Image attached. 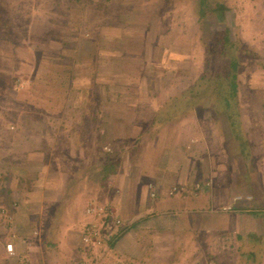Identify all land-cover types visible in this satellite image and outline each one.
<instances>
[{
  "label": "rangeland",
  "instance_id": "rangeland-1",
  "mask_svg": "<svg viewBox=\"0 0 264 264\" xmlns=\"http://www.w3.org/2000/svg\"><path fill=\"white\" fill-rule=\"evenodd\" d=\"M220 3L228 10L217 9ZM212 7L216 11L208 12L205 29H201L197 20L200 0H0V173L10 172L11 156H26L28 150L36 149L42 134V131L37 132V124L51 136L58 133L60 126L61 144L67 139L63 128L68 124L73 123L77 128L73 140L82 139L87 131H92L93 140L104 139L103 151L111 154L117 151L124 159L118 175L122 177L124 172L127 180L138 174L139 166L146 165L140 163V158L145 156L147 160L150 152L154 158L161 156L158 166L166 167L170 160L165 157L176 151L170 149L169 144L176 146L191 139L188 151L195 156L198 151L195 139L199 135L200 166L203 167L208 158L213 161L212 157L227 155L223 146H228L229 154H234L240 162L239 154L244 142L245 162L242 159V164L238 162L235 169L239 172L243 166L247 175L244 171L233 172L232 166L227 173L218 170L228 180L234 174L237 176L236 195L231 192L226 198L223 195L208 199L202 196L200 212L192 217L197 221L193 225L197 228L190 230V225L174 223L167 229L168 235H156L158 240L150 242L144 233L136 235L138 239L132 238L128 243L137 247L138 255L144 251L150 255L147 258L152 255V260L147 259L151 264L167 263L155 256V253H161L158 250V244L163 243L160 236L175 240L180 233L189 230L185 236L189 237L188 244L180 238L177 244L176 240L173 242V251L168 254L173 264H264V0H212ZM217 19L220 24L216 23ZM213 20L219 24V29L213 28L211 32L207 27ZM227 35L231 37V49L241 55L239 83L236 85L233 81L231 86L230 81L219 79L212 90L221 86L220 93H227L237 87L235 100L240 122L232 124V119L230 122L225 112L221 116L222 135L224 138L228 135L232 141L227 144L222 141L209 143L215 138L211 113L209 116L201 112L195 116L188 113L182 121L175 123L172 129L179 130L174 138H163L164 131L162 138L166 142L158 149L150 148L148 144L143 148H126L133 145L142 120L137 117L131 125L126 124L123 121L128 119L126 111L138 105V99L147 91L154 93V99L161 106L172 93H190L189 87L199 76H219L223 71L220 65L227 48L224 43ZM236 41L239 47L235 48ZM170 45H173L171 52ZM228 61L224 58V63ZM228 67L231 69L224 66L225 69ZM139 77L148 79V82L141 83V91L126 82L129 79L136 81ZM123 87H126L125 92ZM132 89L136 92L133 93ZM195 90L198 94L183 95L171 103L167 101L161 114L168 105L205 94L200 86ZM227 99L226 96L223 98L224 101ZM183 108L176 106L181 114L190 110L189 106L185 110ZM47 112L53 114L50 116ZM231 114L238 116L234 110ZM44 120L46 124L43 127ZM20 123L30 127L23 133L27 139L22 138L23 142L17 143L19 136L23 137L16 130ZM107 124L111 125L110 134L106 132L99 138L100 131L94 130L108 127ZM122 133H125L124 137H120ZM50 135L48 139L52 140ZM21 143L25 145L17 147ZM73 150L63 149V157H68ZM79 151V155L84 157L87 151L91 155L92 149L80 148ZM33 161L37 162V159ZM155 166L157 164L152 163L149 168L154 169ZM117 176L109 175L101 185L100 181H93L96 186L91 182L93 185L88 188L91 191H87V201L79 205L81 208L88 205L86 212L93 220L97 207L107 211L102 224L115 233L103 245L106 253L114 252L108 243L121 230L114 221L116 216L111 211L113 205L110 201L113 188L119 191ZM249 177L255 178L252 183ZM4 183L2 180V185ZM231 184H235L233 180ZM7 187H0V193H6ZM96 187L98 191H93ZM83 192L86 197V191ZM177 192L171 194L177 195ZM138 230L139 233L141 230ZM160 247L162 249L163 246ZM167 247L170 248L169 245ZM127 250L133 253L132 249ZM140 259V264H144L145 257Z\"/></svg>",
  "mask_w": 264,
  "mask_h": 264
},
{
  "label": "crops",
  "instance_id": "crops-1",
  "mask_svg": "<svg viewBox=\"0 0 264 264\" xmlns=\"http://www.w3.org/2000/svg\"><path fill=\"white\" fill-rule=\"evenodd\" d=\"M169 49L171 52L173 45H170ZM54 77L53 75L52 84L55 83ZM145 81L148 82V79L139 77L136 81L129 79L126 82L129 85L132 84L133 87L136 86L141 91V83L143 84ZM50 89H47V91ZM51 90L52 92L55 91L53 87ZM122 90L125 92L126 87H123ZM132 91L133 93L136 92L133 89ZM172 94L167 100H170V103L172 100L183 96L184 92L179 91ZM154 97V93L147 91L142 95V98L138 99V105L127 110V113L125 112L128 119L126 121L123 119V121L126 124L130 123L129 125H131L137 117L142 118L141 127L136 130L139 133L136 134L135 141L132 142L133 145L126 148H143V145L148 144L150 148L158 149L161 144L166 142L163 138H174L175 132L179 130L177 128L173 130L172 128L175 123L182 121V119L171 125L162 124L163 116L161 113L167 101L160 106ZM47 113L50 116L53 114L52 112ZM199 113L194 114V116ZM185 119H187V116ZM210 121L215 129V138L210 140L209 143L222 141L227 144L228 142L225 141L226 139L222 135L221 127L217 124V119L210 116ZM101 123H104V121H101ZM45 124L44 120L42 126L44 127ZM51 125L55 127V124ZM122 125L126 127L124 124ZM37 126V132L42 131V134L39 143L37 142L36 149L28 150L29 153L26 156H11L10 172H4L3 175L0 173V187L8 186L6 193L3 191L0 193V233L3 235L0 237V264H79L82 260L86 264H129L127 262L130 260L132 261L131 264H140L141 256L145 257L143 259L144 264H151L148 260H152V255L147 258L150 255L145 254V251L138 255L135 251L137 247H133L134 244L128 243L132 238L136 239V235L145 233L149 236L150 242L158 240L156 235H168L169 231L167 229L172 228L170 225L174 223H178V226L187 225L189 227L190 225V230L192 227L197 228L193 226L197 224V221H193L192 217L194 213L200 212V201H203L201 197L208 199L224 195L226 198V196L231 195V192L234 193L232 195H236L237 176L234 174L228 180L225 178L224 173L233 170L235 173L244 171L246 174V169L243 166L239 168V172L236 171L235 167L239 160L234 154H229L228 146H223L227 155L212 157L213 161H209L211 158H208V161H205L203 167H201L200 142L197 141L199 137L197 135L196 142L194 140L198 146L197 153L194 152L195 156L188 151L191 139L187 143H177V147L169 144V148L176 149V151L165 157L170 160L166 167L158 166V160L161 156L154 158L152 152H150L147 160L145 156L140 158L142 160L140 163L146 165L139 166L140 171L138 174H133L127 180L124 172H122V177L118 175L123 168L124 159L120 157L117 151L114 154L103 151L104 139H100L101 141L93 140L91 137L92 131H87L82 139L76 138L73 140V133L77 131V128L73 123L68 124L63 128L67 139H64V144H61L60 126L57 128L58 133L53 136L50 135V132L43 131V128L40 129L41 125L37 124ZM29 127L30 125H24L23 123L17 124L16 130H19L20 135L23 136H19L17 143L27 139L23 133L27 132L26 129ZM94 127L96 126L94 125ZM50 129L53 130V128ZM65 130L69 132L67 133ZM111 130V125H108V127H100V129L94 131H100L101 137L99 138H102L106 135V132L110 134ZM164 131L165 135L162 138ZM48 135L51 136L52 140L48 139ZM55 136L56 139L54 140ZM124 136L125 133L120 135V137ZM22 145H25V143H21L17 147ZM80 148H91V155H88L87 151L84 157L80 156ZM63 149L74 150L69 153L68 157H63L65 154L62 152ZM72 153H75V155H72ZM35 159H37V162L33 161ZM110 159H112L111 162ZM152 163L157 164L154 169L149 168ZM78 164H80L79 167ZM148 164L150 165L148 166ZM230 166H232L231 170ZM226 167L227 170H225ZM220 169L224 173L218 172ZM141 171L144 172L141 173ZM109 175H118L117 186H119V191H115L113 188V191L110 192L112 194L110 201L113 205L111 211L116 219L123 220L124 227L122 232L118 233L117 237L114 236L108 243L111 250L114 249V252L106 253V249L102 245L81 250L83 245L82 231L86 226L88 228L90 220L93 219L86 212L88 205H85L84 208L79 205L83 201H87L89 197L87 191H91L88 188L94 184L93 181H100L101 185L104 181H107ZM252 179L253 177H249L251 183L253 182ZM2 180L6 182L3 185ZM231 180L235 184H231ZM122 182L124 183L121 184ZM94 185L96 186V184ZM174 187L177 190H174ZM83 191H86V197ZM93 191H98V188H93ZM173 191H178L177 195L171 194ZM3 197L6 199L3 200ZM171 214L177 216L167 217ZM118 216L120 218H117ZM137 228L141 230L139 233ZM13 233L17 234V238L14 240L15 253L11 255L6 249V243L12 240ZM188 233L189 230L180 233L179 236L175 237L176 241L164 238L168 236H160L163 243L158 244V250L162 254L157 253L156 255L155 253V256L160 257L157 259H162L161 261L168 262H158V264H173L172 257L168 255L169 252L173 251V242L175 241V244H177L180 238L181 241L184 240V244H188L189 237H185ZM169 236L173 235L170 234ZM160 246H163L162 249ZM127 249H132L133 253H130ZM21 260L22 263H20Z\"/></svg>",
  "mask_w": 264,
  "mask_h": 264
},
{
  "label": "trees",
  "instance_id": "trees-1",
  "mask_svg": "<svg viewBox=\"0 0 264 264\" xmlns=\"http://www.w3.org/2000/svg\"><path fill=\"white\" fill-rule=\"evenodd\" d=\"M211 4H212V0H200V13L197 17V20L201 24V27H202L201 29H205V26H204L206 24L205 18L207 16L208 12L212 13V12L216 11L213 7L211 8ZM219 7L220 8H217V9H221L220 11H223L222 9L228 10L223 3H220ZM203 15H205V16H203ZM217 20L218 21H216V23L220 24L219 19H217ZM211 22H212V25L210 27H207V29L209 31L212 32L213 28H214V30L219 29L218 28L219 24H216L214 22V20ZM214 23H215V25H214ZM217 34L219 36L220 32L217 31ZM230 39H231V37L229 35H227V37L224 36V43L227 45V48L224 49L223 56H224V58L229 59V61L227 63L226 62L224 63V58H223V63H222V65H220V68L222 67V70H223L222 73H220V75L216 76L215 78L208 77V75L206 77H200L199 76V78L196 79V82L193 83L191 85V87H189V90L191 91L190 93L198 94L195 92L196 91L195 89L200 86L201 92H204L205 94L202 96L200 95V97L195 96L191 100L183 101L182 103L177 102L176 105L175 104L168 105L166 107V111H164V114L162 115L163 116L162 117V124H164V125L170 124L171 125L174 122H176L177 120L182 119V117L188 113H192L194 115L195 113H198V112L208 113L209 116L211 113V116L213 118L217 119V124L219 125V127H221V131H222V126H223V120H222L223 118L221 116L223 115V112H225L227 114L228 119H230V122L232 119V124H236V123L238 124V122H240V113H238V102L235 100L236 96L238 94L237 87L235 89H230V91H228L227 93L225 91H224V93L223 92L220 93L221 92V86H220V88H217L214 91L212 90L215 87V84H216L215 82L219 81V79L230 81L229 85H231V86H232L233 81L235 82L236 85H238V83H239L238 79H239V74L241 72V65H240L241 64V62H240L241 61V55L238 54L239 52L238 51L236 52V50H234V48L231 49L232 48L231 46L233 44L229 43ZM234 43H236L234 45L235 48L239 47V44L237 43V41ZM174 54H175V56L177 55L175 52H174ZM226 65L230 66L231 69H229V67H228V69H225L224 66H226ZM211 79H214V80H211ZM190 93L186 94V91H184V95H188ZM225 96L228 97V99L226 101L223 100V98ZM179 98H177V99H179ZM231 99H232V101H231ZM233 99H234V102H233ZM168 104H169V102H168ZM176 106L177 107L179 106L180 109H182V107L184 106L183 110H185L189 106L188 109H190V110L186 111L184 114H181L177 111ZM230 107L234 111H236V113L238 114L237 117L232 116L231 111H233V110H230V111L227 110ZM183 110H182V112H183ZM234 132L236 133L235 130H234ZM229 138L230 137L227 135V138H225L226 139L225 141H227V142L232 141V139H229ZM243 144H244V142L241 144V152L239 154L240 155L239 157L241 158L239 163H241V164H242L243 160H244L243 162H245V158H246V157H244V153H243L244 151L242 149ZM111 161H112V159H110V162ZM254 179L255 178H253L252 180H254ZM118 218H120V217H118ZM119 226L121 227L120 228L121 230L119 233H121L122 229L124 227L122 219H121V224H119ZM117 236H118V234L116 235V237ZM16 238H15V240H16Z\"/></svg>",
  "mask_w": 264,
  "mask_h": 264
},
{
  "label": "built area",
  "instance_id": "built-area-1",
  "mask_svg": "<svg viewBox=\"0 0 264 264\" xmlns=\"http://www.w3.org/2000/svg\"><path fill=\"white\" fill-rule=\"evenodd\" d=\"M96 213L94 214L95 220H92L89 223L88 228L86 227L82 232V247L81 250L87 248H90L91 246H103L104 243L110 239V235L114 234L115 232L109 231L107 228H105V225L102 224V220L106 214V212H103V207H97ZM97 218V219H96ZM107 218V217H105ZM116 225L121 224L120 219L115 220ZM17 234L13 233L11 236V241L6 243V249L9 254L15 253V247H14V240L16 238ZM22 263V260L20 261ZM79 264H84V261L82 260Z\"/></svg>",
  "mask_w": 264,
  "mask_h": 264
}]
</instances>
